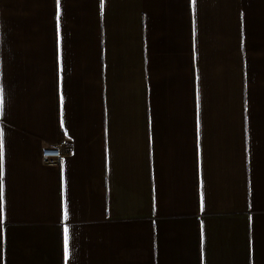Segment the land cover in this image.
Instances as JSON below:
<instances>
[{"label":"crops","instance_id":"1","mask_svg":"<svg viewBox=\"0 0 264 264\" xmlns=\"http://www.w3.org/2000/svg\"><path fill=\"white\" fill-rule=\"evenodd\" d=\"M59 2L0 0V264H264V0Z\"/></svg>","mask_w":264,"mask_h":264},{"label":"snow or ice","instance_id":"2","mask_svg":"<svg viewBox=\"0 0 264 264\" xmlns=\"http://www.w3.org/2000/svg\"><path fill=\"white\" fill-rule=\"evenodd\" d=\"M101 9L103 10V0L101 3ZM59 15H60V2L57 0V28L59 30ZM61 103H63V98H61ZM3 113V92L2 89H0V115ZM63 126V124H62ZM3 175H4V144H3V135L0 133V222H2V216L4 211V184H3ZM204 204H203V196H201V209L203 210ZM68 213L65 209L64 212V219L67 220ZM69 229L66 226L64 228V254L65 259L67 261L68 255H69Z\"/></svg>","mask_w":264,"mask_h":264},{"label":"built area","instance_id":"3","mask_svg":"<svg viewBox=\"0 0 264 264\" xmlns=\"http://www.w3.org/2000/svg\"><path fill=\"white\" fill-rule=\"evenodd\" d=\"M65 143L61 142L52 147L44 148L41 156L45 164L55 165L63 158V149Z\"/></svg>","mask_w":264,"mask_h":264}]
</instances>
